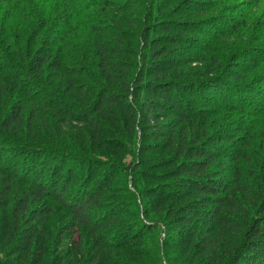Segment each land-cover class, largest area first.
<instances>
[{
  "label": "trees",
  "instance_id": "1",
  "mask_svg": "<svg viewBox=\"0 0 264 264\" xmlns=\"http://www.w3.org/2000/svg\"><path fill=\"white\" fill-rule=\"evenodd\" d=\"M227 1L0 0V264H264V6Z\"/></svg>",
  "mask_w": 264,
  "mask_h": 264
},
{
  "label": "rangeland",
  "instance_id": "2",
  "mask_svg": "<svg viewBox=\"0 0 264 264\" xmlns=\"http://www.w3.org/2000/svg\"><path fill=\"white\" fill-rule=\"evenodd\" d=\"M196 1H200V0H196ZM256 1H260V5L258 6V7H254V9H253V7L251 6L254 2H256ZM263 3H262V2ZM263 6H264V0H228L227 1V6H226V12H225V16H226V19L223 21V26H225L226 27V24H227V22H228V20L231 18L230 16L231 15H233V14H235L236 15V13L234 12V11H239L240 9H242L243 8V11H244V13L243 14H245L246 16H250V15H255V17L257 16V14H258V12H259V10H261L262 8H263ZM250 8H252V10H250ZM180 9H181V7H180ZM185 10H184V8H183V10H177L176 11V13L177 12H179V14H178V16L177 17H179V15H182L181 14V12L183 13ZM234 12V13H233ZM138 15V14H137ZM199 15H194L193 16V18H192V20H205L206 18L204 17H198ZM113 17H115L114 16V14H113ZM234 17V16H233ZM258 22H259V27L261 28V26H263L264 27V18L263 19H259L258 20ZM229 24V23H228ZM219 26H221V24L219 25ZM210 29H208V28H206V29H204V33L202 32V33H199V34H197V35H195L196 36V38H197V40H199V41H201L203 44H206V43H209V42H211L210 41V38H209V36H208V31H209ZM212 31V30H211ZM212 32H214V31H212ZM132 34H134V32H131V33H129V35H127L125 38H126V40H125V42H126V44H130V41H131V36H132ZM159 36H163V33H160L159 35H152L151 34V38H158ZM132 43H133V41H132ZM131 43V44H132ZM253 45V44H252ZM141 46V45H140ZM183 48V50H184V53L185 54H187V53H189V49H186V48H189L188 46H183L182 47ZM144 52H145V50H144ZM193 52V51H192ZM240 63H243V62H240ZM246 64V63H245ZM259 75H260V78H262V79H264V65L261 67V70H260V72L258 73ZM257 74V75H258ZM255 75V74H254ZM262 79H260L259 80V82L256 84V88L258 89V90H262V93H263V98H264V81L262 80ZM262 81V82H261ZM263 83V84H262ZM30 87H32V85H30ZM256 89V90H257ZM32 90V92H34V93H38L36 90H34L33 88L31 89ZM235 93H233V96H243L244 95V91L243 90H236V91H234ZM40 93V92H39ZM235 96V97H236ZM222 99L223 100H225V101H232V99H231V95L227 92L226 94H224V95H222ZM234 97V98H235ZM260 97H258V99H259ZM262 101H264V99H262ZM36 110H38V115H37V120H36V123L33 125V135H37V136H40V137H36V138H38L39 139V141H37V139H35V143H37V144H35L37 147H41V145L42 146H45V139H43V135L42 134H44V135H46L47 136V134L45 133V129H46V124L47 123H49V125H50V123L51 124H57L58 126L60 125V119L59 118H56V117H54V115H52V113H51V111H48V110H46V109H36ZM55 126V125H54ZM72 131L74 132H77V137H80V136H82L83 135V132H84V130H85V127L84 126H81V125H78V124H74V125H72ZM60 128V127H59ZM27 130V129H26ZM54 131V130H53ZM44 132V133H43ZM56 132H59L60 134L61 133H63L64 131H60V129H58ZM54 133L55 135L57 134V133ZM25 133V132H24ZM35 137V136H34ZM42 142H44V143H42ZM35 146V147H36ZM6 152H7V156H6V163H9V164H13V168L15 169V167H14V165H16V164H18V162L17 163H14V160H12V163H11V156H13V154H15V150H12L11 149V147H10V145H7V147H6ZM91 150H94V149H91ZM17 153V152H16ZM95 153V152H94ZM18 167H20V166H18ZM71 168H74V171H78L79 170V172H84L86 169H87V167H80L78 164H76L75 162H72L71 163V166H70ZM70 167H68L67 166V168L65 167L64 168V171H65V169H69ZM89 167V166H88ZM124 169H125V171H126V175H127V178H128V186H127V189H132V190H134L133 189V187H131L132 185H131V171H133V159L131 158V157H128V158H126L125 159V161H124ZM129 185H131V186H129ZM142 210V208H140V211ZM162 238H165V237H163L162 236ZM167 264V263H166Z\"/></svg>",
  "mask_w": 264,
  "mask_h": 264
}]
</instances>
